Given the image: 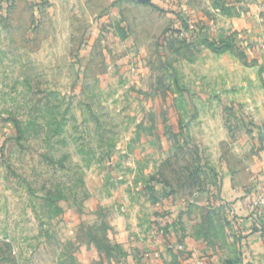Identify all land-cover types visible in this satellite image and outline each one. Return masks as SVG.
I'll return each instance as SVG.
<instances>
[{"label":"rangeland","instance_id":"1","mask_svg":"<svg viewBox=\"0 0 264 264\" xmlns=\"http://www.w3.org/2000/svg\"><path fill=\"white\" fill-rule=\"evenodd\" d=\"M262 199L264 0H0V264H241Z\"/></svg>","mask_w":264,"mask_h":264},{"label":"crops","instance_id":"2","mask_svg":"<svg viewBox=\"0 0 264 264\" xmlns=\"http://www.w3.org/2000/svg\"><path fill=\"white\" fill-rule=\"evenodd\" d=\"M242 180H244V183H242L243 182ZM258 180H259L258 175H256V172H253L249 176H245L243 179H239L237 181V183L233 186V187H235L234 190L232 189V183H231V186H229L228 198H230V199L232 198V201H237L238 198L242 197L241 195H242L243 190L247 188V187H244L245 184H247L249 182L251 184H254L255 182L258 183ZM240 182L242 184H240ZM238 203L239 202H237V204ZM238 214L246 216L248 213L246 211H240ZM247 218H249V217L247 216ZM250 220L246 219V224ZM247 234H248L247 247L250 250L251 254L249 256L246 255L245 257H241V260H242L241 264H264L263 235L259 232L258 227H257V230H255L254 233L251 230ZM212 264H214V263H212ZM215 264H218V263L216 262ZM227 264H234V262L233 261H229V262H227Z\"/></svg>","mask_w":264,"mask_h":264},{"label":"built area","instance_id":"3","mask_svg":"<svg viewBox=\"0 0 264 264\" xmlns=\"http://www.w3.org/2000/svg\"><path fill=\"white\" fill-rule=\"evenodd\" d=\"M261 199V198H260ZM263 200V202H264V199H262ZM254 210L255 209H253L252 211H250V213H248V214H250V216L252 217V218H256V215H255V212H254ZM198 264H203V263H198Z\"/></svg>","mask_w":264,"mask_h":264},{"label":"trees","instance_id":"4","mask_svg":"<svg viewBox=\"0 0 264 264\" xmlns=\"http://www.w3.org/2000/svg\"><path fill=\"white\" fill-rule=\"evenodd\" d=\"M246 194H247V193H245L244 197H246ZM261 230H262V229H261ZM261 234L263 235V230H262V233H261Z\"/></svg>","mask_w":264,"mask_h":264}]
</instances>
